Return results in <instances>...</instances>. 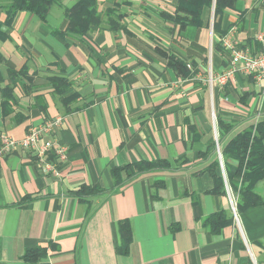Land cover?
I'll use <instances>...</instances> for the list:
<instances>
[{
    "label": "crops",
    "instance_id": "crops-1",
    "mask_svg": "<svg viewBox=\"0 0 264 264\" xmlns=\"http://www.w3.org/2000/svg\"><path fill=\"white\" fill-rule=\"evenodd\" d=\"M78 1L62 0L46 20L20 12L0 31V146L2 135L22 139L59 116L55 137L68 150L59 177L24 149L1 161L0 264H264V208L239 214L229 188L226 196L209 193L208 173L157 172L119 187L112 174L142 161L196 162L219 140L218 119L239 132L264 114V84L237 76L211 93L205 82L210 65L215 74L229 67L214 45V7L203 10L202 27L181 30L166 18L178 0H97L100 27L57 35L68 29L65 8ZM217 20L219 32L237 26L241 45L260 49L264 0H236ZM165 53L195 63V75L183 79ZM53 77L71 83L62 96ZM12 80L16 103L5 117L1 90ZM84 185L115 190L84 202L75 195ZM220 211L232 223L212 232L204 221ZM35 247L44 257L26 260Z\"/></svg>",
    "mask_w": 264,
    "mask_h": 264
},
{
    "label": "trees",
    "instance_id": "trees-1",
    "mask_svg": "<svg viewBox=\"0 0 264 264\" xmlns=\"http://www.w3.org/2000/svg\"><path fill=\"white\" fill-rule=\"evenodd\" d=\"M236 0H178L176 10L173 15L166 18L179 26L181 30L188 27H202V14L205 8L215 10V34L219 41L215 42V47L222 53L225 61V49L221 44V39L227 34L219 32L218 18L226 9L234 7ZM62 0H0V13L6 14L2 25H9L20 12L29 13L37 16L41 20H46L51 9L55 5H60ZM110 15V13H108ZM65 16L69 22L66 33L58 32L57 35L65 37L73 35L77 37L87 36L93 28H98L103 24L102 14L98 12L97 0H79L73 7L65 8ZM217 20V21H216ZM120 29L121 26H115L114 30ZM248 43H250L248 41ZM168 65L173 68L183 79H189L196 72L195 63H191L194 71H190L187 62L181 60L173 54H166ZM0 61H4L0 56ZM22 71H24L22 69ZM13 82V83H12ZM12 82L1 90L2 109L5 117L9 116L12 111V105L16 103L14 94L15 83ZM50 82L54 91L63 95L66 89L71 85L70 81L61 77H53ZM66 103V101L64 100ZM43 111L46 108L43 107ZM25 120L20 117L17 123ZM218 127L221 132L218 143L214 141L205 151L200 153L199 160L190 161L187 157L175 161L158 160L142 161L137 164H131L124 167H116L112 174L116 181V187L125 182H131L142 175L153 174L157 172H185L194 170V175L208 173L214 181L213 188L209 191L215 196H226L229 188L236 197V209L239 214L246 212L250 208H264V114H261L258 121L246 125L242 130L236 132L238 124L228 122L224 119H218ZM218 144L220 149H218ZM222 157L224 168L221 167L220 155ZM204 167L200 165L205 164ZM125 174L123 178L122 175ZM158 187H163L164 183H156ZM115 188L107 190L99 186H82L75 195L80 200L87 202L89 198L104 193L114 191ZM232 223V219L226 218V212L220 211L204 221V224L212 232H218L222 227ZM123 238L130 242L131 227L128 221L121 224ZM262 245L261 241L257 245ZM45 255L44 250L40 247L30 249L25 259L28 261H39ZM252 264V262H250Z\"/></svg>",
    "mask_w": 264,
    "mask_h": 264
},
{
    "label": "built area",
    "instance_id": "built-area-1",
    "mask_svg": "<svg viewBox=\"0 0 264 264\" xmlns=\"http://www.w3.org/2000/svg\"><path fill=\"white\" fill-rule=\"evenodd\" d=\"M237 26L231 27L227 34L221 39V44L225 49V61L229 67L221 74H215L213 65H210L209 74L206 77V84L211 93L216 88H223L228 82L237 76L250 79L255 84H264V33H258L255 40L260 45L257 52L241 45L236 38ZM212 55V50H211ZM190 71H194L191 63L187 64ZM64 125L63 117L46 119L39 125L31 126L27 134L22 139H14L6 134L1 137L0 163L3 158L18 149L30 151L36 159L37 165L46 175L60 176L59 163L67 157V147H65L55 137ZM218 143V141H217ZM219 149V144L218 147ZM221 167L224 168L220 155ZM236 212V211H235Z\"/></svg>",
    "mask_w": 264,
    "mask_h": 264
}]
</instances>
